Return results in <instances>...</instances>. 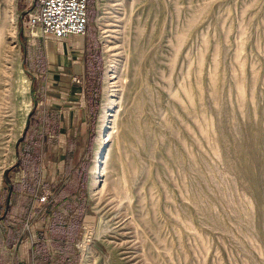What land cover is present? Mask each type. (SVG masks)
Wrapping results in <instances>:
<instances>
[{
  "label": "rangeland",
  "instance_id": "obj_1",
  "mask_svg": "<svg viewBox=\"0 0 264 264\" xmlns=\"http://www.w3.org/2000/svg\"><path fill=\"white\" fill-rule=\"evenodd\" d=\"M35 5L16 0L19 44L0 46V264H264V0L88 2L100 114L115 67L114 127L97 192L99 111L82 187L64 184L73 199L51 216L34 193L55 190L33 174L58 127L47 65L60 43L23 25ZM12 6L0 0L3 34Z\"/></svg>",
  "mask_w": 264,
  "mask_h": 264
},
{
  "label": "crops",
  "instance_id": "obj_2",
  "mask_svg": "<svg viewBox=\"0 0 264 264\" xmlns=\"http://www.w3.org/2000/svg\"><path fill=\"white\" fill-rule=\"evenodd\" d=\"M57 40L60 43L57 59L54 62L49 58L50 52L55 51L52 46L51 50H48L47 68L52 73L51 79L55 80L52 81L54 87L49 89L52 92L48 99V109L51 113L55 110L52 109V106L58 108L54 113L55 117L58 118L56 121L58 127L57 130L54 129L55 135H49L52 139L49 140L47 149L43 150V146H41L38 156L39 163L37 161V167L38 164L39 167L36 169L35 175L37 182L34 183V185L41 187L43 184H47L50 187L53 186L55 190L53 195L56 196L53 202L55 204L51 205L49 200V203L44 205V211L49 212L50 216L52 213L57 215L58 212H61L60 210L67 206L68 201L73 199L72 195L68 196L62 190L64 184L71 185V187L72 185L78 186V189L82 187L85 164L90 157L87 155L91 153L94 141V124L99 108H101L100 93L102 87L99 86V82L102 81L101 66L95 57L92 37L71 36ZM74 78L79 79V82H75ZM85 153L86 158H84ZM57 182L61 183L58 188L54 187ZM36 192L39 193V191L33 192L37 199ZM28 206L30 209L32 202ZM51 211L53 212L50 214ZM18 246H20L18 241L12 245L16 249ZM12 247L9 248L12 249ZM15 258L17 262H24L20 256ZM35 260L36 264H50V261Z\"/></svg>",
  "mask_w": 264,
  "mask_h": 264
},
{
  "label": "built area",
  "instance_id": "obj_3",
  "mask_svg": "<svg viewBox=\"0 0 264 264\" xmlns=\"http://www.w3.org/2000/svg\"><path fill=\"white\" fill-rule=\"evenodd\" d=\"M35 4L23 11L22 21L30 31H38V36L66 39L87 33L88 0H35ZM73 80L79 82L77 78ZM36 195L39 204H47L48 197H53L52 191L45 187Z\"/></svg>",
  "mask_w": 264,
  "mask_h": 264
},
{
  "label": "bare ground",
  "instance_id": "obj_4",
  "mask_svg": "<svg viewBox=\"0 0 264 264\" xmlns=\"http://www.w3.org/2000/svg\"><path fill=\"white\" fill-rule=\"evenodd\" d=\"M12 2H13V6L11 9V14L8 16V30L5 32V34H3L2 32L3 28L0 25L1 27L0 28V46H1L2 40L6 43L7 42L15 43V46H18L19 44V40L17 39L18 28H17L16 21H15V2L16 0H12ZM31 33L33 34V31ZM35 33H38V32L35 31ZM6 47L7 46L0 48V53L2 52V54H5L6 51L8 52V50H6ZM113 67L114 65L109 63V65L107 66L106 74H105L104 101H103V106L101 109L100 119L98 121V126L100 128L99 138L97 140L94 161H93V165L91 167V172H90L91 175H90V180H89V187L94 193L97 192L102 182V177L104 174V168H103L104 154H105L106 147L111 140L110 130L114 127L113 117L116 111L115 108L117 104L116 98L118 94L117 93L118 89L115 88L117 86L116 85L117 81L114 80L116 76L113 75ZM24 83L25 85L23 84L24 87H22V89H23V93H26L29 91V81L25 80ZM29 109H30V104H26V110L29 111ZM2 117H6V115ZM2 120H5V119L2 118ZM3 124L5 125V127L9 126V123L7 122H4Z\"/></svg>",
  "mask_w": 264,
  "mask_h": 264
},
{
  "label": "trees",
  "instance_id": "obj_5",
  "mask_svg": "<svg viewBox=\"0 0 264 264\" xmlns=\"http://www.w3.org/2000/svg\"><path fill=\"white\" fill-rule=\"evenodd\" d=\"M88 2H91V0H88ZM101 79H102V69H101ZM101 85V81L99 82V86ZM100 91V89H99ZM97 108H98V101H97ZM22 140V139H20ZM36 168V167H35ZM37 169V168H36ZM36 169H35V173L33 174L36 175ZM20 186H19V183H12L9 185V193H8V201L10 202V198L11 196L14 194V190H19ZM36 191V190H35ZM18 192V191H17ZM16 195H18L16 193ZM36 198V197H35ZM33 201V200H32ZM12 231L10 228H7V231H6V235H5V243L9 246V247H12V245L15 243L14 241V238H12ZM61 238L63 237V234L60 236Z\"/></svg>",
  "mask_w": 264,
  "mask_h": 264
}]
</instances>
